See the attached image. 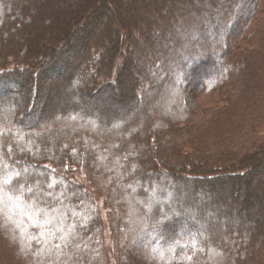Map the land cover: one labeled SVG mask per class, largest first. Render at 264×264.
<instances>
[{"label":"trees","instance_id":"obj_1","mask_svg":"<svg viewBox=\"0 0 264 264\" xmlns=\"http://www.w3.org/2000/svg\"><path fill=\"white\" fill-rule=\"evenodd\" d=\"M78 1L83 6L89 2V7L82 12L78 9V15L76 9L75 14L66 12L65 25L54 32L52 41L41 50L42 28L37 26L43 11L40 4L37 16L19 28V23L12 21L22 18L29 4L0 0V95L15 83L13 75L22 77V94L0 103V126L8 130L0 135V176L20 173L13 181L15 191L9 194L19 193V186L24 185L23 199L6 201V211L14 222H22L25 232L22 239L13 224L0 227V264H105V222L95 191H100L104 202L111 245L116 250L115 264H264V231L259 234L254 223L243 232L239 231L240 223L223 217V232L219 231L216 224L204 222L201 204L199 215L191 216L192 222L182 234L179 222L168 224L171 218L166 216L171 212L190 215L188 209L195 203L193 193L200 178L208 177L205 182H214L229 176L226 171L237 169L233 184L238 186L250 172L246 170L258 166L256 157L262 156L264 164V139L255 138L258 131L264 135L260 113L264 112V0H148V9H135L136 0H129L132 9L145 17L138 28L134 27L137 12L118 9L117 17L112 3L120 7L119 0ZM58 4L65 10L69 7L61 0ZM221 8L224 10L219 11ZM215 12L227 14L221 22V33L225 32L222 39L216 31L200 43L187 39L182 45H175L179 37L171 29L179 22L193 21L192 28L206 36L207 27L216 25L212 17ZM154 21L158 28L165 23L158 41L157 30L151 29ZM67 24L68 34L77 30L81 34L72 43H67L62 35ZM16 31L22 33L23 43L13 46L11 38ZM168 38L172 50L164 53V41ZM134 51L139 56L136 70L128 61ZM193 59H199L198 67L191 69L189 63ZM72 62L60 80L64 85L53 87V97H57L52 98L67 100L75 95L78 103L65 105L62 100L63 114L55 116L51 98L48 118L33 127L29 114L37 97L36 80L48 78L55 67L54 71L62 74ZM145 62L152 64L151 68H146ZM200 62L207 63L210 71L203 65L199 67ZM158 67L163 75L155 73ZM71 80L76 82L73 88ZM87 88H93L95 94L105 93V101H111L112 88H118L125 97L122 106L135 107L137 98H144L137 114L138 125L131 124L130 117L112 121L113 111L98 109L96 102L83 92ZM209 91L222 94L226 104L210 112L214 122L212 133L206 135L213 134V140L218 129L226 125L232 139L217 142L221 146L216 141L201 149L191 146L192 152L187 153L184 148L193 139L190 131L194 132L198 122L184 103V95ZM227 107L234 108L232 115L237 117L233 126ZM26 109L29 111L23 113ZM252 130L256 131L252 134ZM21 132L23 141L18 139ZM246 133L249 134L243 140L237 141ZM241 165L245 168L240 169ZM74 176L78 180L84 176L88 188L80 180L75 181ZM190 178L194 182L189 183ZM48 184L54 186L49 188ZM225 186L227 191L232 188L229 182ZM29 187L32 192L27 191ZM258 187L264 189V180ZM221 189H215L219 201ZM37 193L34 206L29 207ZM151 194L156 200L173 196L178 199H172L171 204L155 202L148 198ZM219 205L214 202V210L209 207L208 212L217 214L223 208ZM36 206L44 209L47 216L35 212ZM45 219L50 222L41 224ZM69 225H75L74 233H69ZM61 226L63 231L51 239L49 233ZM61 235L66 239H59ZM28 236L37 239L29 241ZM193 239L195 246L190 243ZM45 240L50 242L43 255H34ZM55 243L61 244V249L49 251ZM161 250L164 259L153 258ZM50 257L53 258L46 262Z\"/></svg>","mask_w":264,"mask_h":264},{"label":"rangeland","instance_id":"obj_2","mask_svg":"<svg viewBox=\"0 0 264 264\" xmlns=\"http://www.w3.org/2000/svg\"><path fill=\"white\" fill-rule=\"evenodd\" d=\"M18 0H12V2H16L17 3ZM19 1H23V3H28L29 6L26 7L27 11L24 13V15H22V18H15L12 22H14V24L18 25L17 23H19L18 27L22 28L26 22H29L31 19H34V16L36 14L37 16V4H40V9L43 11L40 13V17L38 18V29L42 28V32L41 35L39 33V35L41 36L40 40H39V48H41V50L44 49V47L47 46V44L52 41V35H54V32H58L61 31V27L62 25H65L64 21L66 20V12L67 13H72L75 14L73 11L74 9H76V15H78V9L81 10H86L87 7H89V2L88 4L86 3L85 6H83V4L81 3V1L78 0H61L63 5L67 4L69 7L67 10H65L64 7L59 6V1L60 0H19ZM97 1V0H96ZM120 1V7H118L117 3H112L113 6L115 7L116 11V15L119 18V11L125 10L126 12H137L135 11L136 7L138 8H143L145 7L146 9H148V6L150 5V3L148 2V0H136L135 4H134V8L132 9V4L129 3V0H119ZM85 2V1H84ZM91 2V1H90ZM103 4V3H102ZM93 6H91L92 10H94V5H95V1L91 4ZM101 6V5H98ZM39 7V6H38ZM23 8V7H22ZM223 8V7H222ZM220 9L224 10V9ZM112 9V8H111ZM201 9L204 11L206 9H204V7H201ZM69 10V11H68ZM20 12L23 13V10H21ZM85 12V11H84ZM17 13V12H16ZM64 13V14H63ZM141 13V11H140ZM140 13H136V17H138L134 23V27L138 28V27H142L141 24L144 21L145 17H140ZM83 14V13H82ZM216 14V15H215ZM17 15V14H16ZM115 16V14H113ZM212 16L214 18V21H216V25L214 26H208L207 27V35L203 36L201 35L199 32H196V28H192L193 25V21L192 22H179L177 24L176 27H174L173 29H171V31H174L176 33H178V37L179 39L176 40V44L175 45H182L183 43H185V41L187 39H192L194 41H196L197 43L202 42L203 40L205 41V37H210V35H213L214 32L219 31L220 35L219 38H221L222 36L225 35V32L221 33V22L225 21L227 19V14H223V13H213ZM27 16V17H26ZM83 15H81L82 18ZM51 18L55 19V22L51 21ZM63 18V19H62ZM80 18V19H81ZM89 17L86 19L88 20ZM74 23L77 24V22L74 20ZM79 23V22H78ZM164 26H161L160 28L156 27V21L153 22L152 28L154 32H156L155 30H157V33H155V40L158 41V38H162V33L164 31V27H165V23L163 24ZM17 27V26H16ZM76 27V25H75ZM74 27V28H75ZM190 27V28H189ZM70 28V24H67L66 26H64V28H62V35L64 36V38L66 39L67 43H72L74 42L78 37L80 32L79 30L72 32L70 34H68V30ZM73 28V29H74ZM142 30V28H141ZM142 32V31H141ZM196 32V34H195ZM47 33L49 35H47ZM53 33V34H52ZM15 35L12 36L11 41H12V45L16 46L17 44H22L23 40L21 38L22 33H20L19 31H16V33H14ZM61 39V35L58 36ZM81 37H84L83 34ZM83 39V38H81ZM222 39V38H221ZM217 40V38H216ZM215 40V41H216ZM214 41V40H213ZM214 41V43H215ZM165 52L164 53H169V50H172V46L170 44L171 39H165ZM212 43V41H210V44ZM194 45H196V43L194 42ZM38 48V49H39ZM161 50H158V52ZM197 51V50H196ZM199 52V51H198ZM204 52V51H203ZM205 54V52H204ZM195 58V57H194ZM205 58V57H204ZM199 59H193V61H191L189 63V67L191 69L198 67L197 61ZM63 61V58H61V63ZM129 62H131L134 70L139 68V56L138 53L136 51L133 52L132 56L130 57V59L128 60ZM207 62V61H206ZM74 62H72L71 64H69L67 66V68L64 70V73H60L58 74V72L54 71L57 68L55 67L51 74L49 75L48 78H44L43 80L41 78H39L38 80H36V83L38 84V92H37V97L34 99L33 102V106L31 108V112H30V124L35 125L33 127H36L38 124L43 123L44 121H46L47 117V112H48V108H49V104H50V99L53 97L54 95V91H53V87L56 85H64L62 82H60V80H62V77L67 73V70L70 68V66L73 64ZM203 65L202 67L206 68L209 72L210 71V67H208L207 63L203 64V62H200L199 67ZM56 66V65H55ZM152 64H150L149 62H145V67L146 68H151ZM154 68V67H152ZM197 71V70H195ZM155 73H157L158 75H163V71L161 70V68H157L155 69ZM197 73V72H196ZM14 76V77H13ZM13 80L15 78V83H11L9 84V86L6 87V91L0 95V103L4 102V100H14L15 97L19 94H22V88L20 86V82L22 80V77L20 75H13ZM131 78H133L131 76ZM74 79V78H73ZM149 79V77H148ZM197 79V78H196ZM6 83V82H5ZM4 83V84H5ZM70 86L73 88V85H76V82L74 80L70 81ZM152 85L157 86L158 84L153 83ZM69 86V87H70ZM3 87H1L2 89ZM39 88H42V90H39ZM91 89V90H89ZM66 91V90H65ZM84 93H86L88 95V99L90 101L96 102L97 108L100 110H111L113 111V114L111 115V119H113L112 121H116V120H126L129 117L132 118V120L130 121L131 124H137L138 125V117L137 114L139 113V110L143 107L144 103H145V99H138V104L134 107L131 105H123L122 106V102L124 103L125 97L124 95L121 93V91L117 88H112V92H113V97L112 100H106L105 101V97L107 95H105V93H101V94H95L93 92V88H87L86 90L83 91ZM2 93V91H0V94ZM82 96V95H81ZM57 96L53 97L56 98ZM52 98V99H53ZM61 99H53L55 106L52 108L54 111L55 116L57 115H61L63 114V106H62V100L64 101L65 105L66 103H72L73 105H76L77 99L74 96H70L67 100H65V98L60 97ZM184 103L187 105V107L189 109H191L195 115L197 116V122L198 124L196 125V129L194 130L193 133L192 130L190 131V135L193 136V139L190 138L188 144L185 146L184 150L187 153H190L192 151H190V147L191 146H196L194 148V150L196 149H201L203 146H206L208 143L211 144L212 141H216V145L221 146L222 144H218L217 142H226L229 141L230 142V138L231 135H228L227 133V126H221L218 131L215 133L216 137L213 140L212 139V135L210 134V137L206 135V133H212V129L211 126L214 122V119H212L211 116V111H214L216 109H219L223 106H225L226 101L223 98V95L217 92H213V91H209V92H199V93H187L186 95H184ZM235 101H233V105L235 106ZM140 107V108H139ZM263 109H264V105H262ZM27 111H23V113L28 112L29 109H26ZM76 110V109H74ZM228 111H231V118H230V124H232L231 126H233V124H237V120H236V116L232 115L233 114V110L234 108L232 107H227ZM70 111V109H68V112ZM219 111V110H217ZM216 111V112H217ZM263 115V119H262V125L264 126V112H260ZM215 118L217 119L216 115ZM218 120V119H217ZM114 123V122H113ZM112 123V124H113ZM56 126V125H55ZM27 127V126H26ZM224 128L223 132L222 129ZM256 131V130H255ZM254 130H252V134L255 132ZM117 134V133H115ZM249 133H246L243 136L238 137L237 141L243 140ZM255 138L256 139H264V135H262V132L260 133L259 131L255 134ZM232 139V138H231ZM198 140H207L203 143L200 144H196L195 141ZM62 142V138L59 140L58 144H61ZM214 144V143H213ZM215 145V146H216ZM202 151V150H201ZM258 160V166H254L252 167L250 170H246V171H250L248 173H246V179L243 182L244 184H246V186H243L242 184H233V182H235V173L238 171L237 169L231 170V171H226V173H229L227 177H224L223 179L220 180H216L214 182H205L204 179H199L198 180V186L195 185V189H194V199H195V203L191 204V210L188 209V213L190 215H187L185 212H183V216H179L177 213H169L166 216L168 218H171L172 220L175 219L174 221L170 222L171 219L168 220V224H175L177 222H179V227H182V234L186 232L187 226H189V222H192L191 216H197L199 215V211L198 209L202 207L201 204H203L204 207V212H203V218H205V223H211L213 225H217V229H219V231L223 232V220L222 218H228L231 219L232 221L236 222V223H240V228L239 231H247L248 228L251 224L256 226V229L258 231L259 234H261L264 231V189L262 188H257V184L261 181L264 180V164H263V157L261 156L260 158H257ZM37 162V161H36ZM244 165L240 166V169H244ZM247 168H249L247 166ZM239 169V170H240ZM177 174V173H174ZM79 175V174H77ZM221 176H224L221 175ZM220 177V176H219ZM80 180V183L85 187H87V181L85 179L84 176H82V178L78 177ZM192 180H187L189 183L190 182H194L193 178H190ZM74 180L78 181L76 176H74ZM208 180V179H207ZM229 182V185H232V188L227 191L228 186H225L227 183ZM205 184H209L208 186H206ZM211 184V187H210ZM221 189V192H219V194H221L220 196V201L218 200V196L216 195V190L217 189ZM216 189V190H215ZM262 189V190H261ZM180 190V189H178ZM211 190V191H210ZM206 191H209L210 194H206ZM202 195H201V193ZM230 192V194H229ZM94 196L96 198V202L98 204V210L102 215V219L105 222V234L103 236L104 239V249L105 251H103V254L106 256V263L105 264H115L116 263V250L115 248H112L111 245V238H110V231L109 228L107 226V214H106V210H105V206H104V202L102 199V196H100V191H95L93 192ZM218 193V192H217ZM165 194V192H164ZM180 195V194H179ZM154 195H149L148 198H150L151 201H164L168 204H171L170 202H172V199H178L177 197L173 196L174 198H167L165 200H159V199H155L153 197ZM179 199H182L181 195L179 196ZM218 200L219 203L216 201ZM220 204L223 208L219 209V211L217 212V214L215 213H210L208 212V209L210 207L211 211L214 210L213 204ZM219 205V206H220ZM207 210V212H205ZM185 214V215H184ZM263 221V222H262ZM245 231V232H246ZM161 234V231H158ZM232 232V231H230ZM158 233V234H159ZM53 257H50L47 259L46 262H48L49 260H51ZM41 264V263H39Z\"/></svg>","mask_w":264,"mask_h":264},{"label":"snow or ice","instance_id":"obj_3","mask_svg":"<svg viewBox=\"0 0 264 264\" xmlns=\"http://www.w3.org/2000/svg\"><path fill=\"white\" fill-rule=\"evenodd\" d=\"M71 118L72 119H76L75 116H73ZM7 131H8L7 129H5L2 126H0V135L6 134ZM18 139L20 141H23L24 140V134L22 132L19 134ZM6 167H7V165H5V168ZM19 176H20V173L19 172H16V173L11 174V175L5 174V175L0 176V227H7L9 224H13L15 230L20 233V236L23 239L24 236H25V232L21 228V223L22 222H14L12 220V218L7 215V211H6L7 210L6 201L18 202V201H21L23 199L24 185H20L19 186V188L21 190L19 193L15 194V195H10L9 194L10 192H14L15 191V188L13 186V181L15 179H17ZM53 186L54 185H52V184H48V187L49 188H52ZM27 191L28 192H32L33 189L31 187H29L27 189ZM46 195H51V193H46ZM38 196H39V193H37V196L34 197L31 202H29V204H28L29 207H33L34 206L35 200L38 198ZM34 211L37 212V213H43L45 216H47V212L44 209H42V208H40L38 206H36L34 208ZM74 214H78V213H74ZM25 215H27V213H25ZM30 219H33V217H30ZM49 222L50 221L47 220V219L40 221L41 224H46V223H49ZM33 226H36L35 223L33 224ZM68 228H69V233L70 234L71 233H74L75 225H69ZM45 231H48V230L46 229ZM62 231H63V228L61 226V227L57 228L54 232H50L49 233V236H50L51 239H55V238H57V235L56 234L58 232H62ZM27 239L29 241H31V240H36L37 238L35 236H28ZM59 239L64 240V239H66V237L64 235H61V236H59ZM49 242H50V240H45L43 242L42 247L37 252H35L33 254L34 255H43V253H44V247L47 246ZM190 243L193 246H195L196 240L193 239ZM65 246H67V245H65ZM27 247L29 249H31V244H28ZM76 247H79V245H76ZM52 249H55L56 251H59L61 249V244H59V243L52 244V248L49 249V251H51ZM170 250L175 251V249H170ZM152 251L155 253L156 252V249H152ZM153 258L163 260L164 259L163 250L159 251L157 253V255L154 256ZM187 259L188 260H191L192 258L191 257H187Z\"/></svg>","mask_w":264,"mask_h":264}]
</instances>
